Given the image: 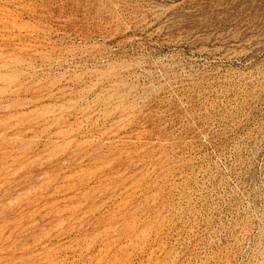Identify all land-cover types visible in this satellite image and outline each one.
<instances>
[{
    "label": "rangeland",
    "instance_id": "rangeland-1",
    "mask_svg": "<svg viewBox=\"0 0 264 264\" xmlns=\"http://www.w3.org/2000/svg\"><path fill=\"white\" fill-rule=\"evenodd\" d=\"M0 264H264V0H0Z\"/></svg>",
    "mask_w": 264,
    "mask_h": 264
}]
</instances>
